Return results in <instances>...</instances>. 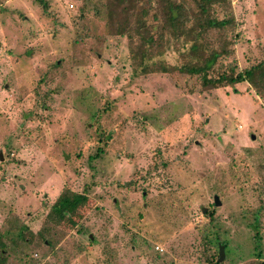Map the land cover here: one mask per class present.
<instances>
[{"label": "rangeland", "instance_id": "obj_1", "mask_svg": "<svg viewBox=\"0 0 264 264\" xmlns=\"http://www.w3.org/2000/svg\"><path fill=\"white\" fill-rule=\"evenodd\" d=\"M172 1L174 35L140 9L147 41L140 2L0 0L2 264H264V97L181 71L223 40L208 77L264 63V0L214 7L233 26L193 55L195 6Z\"/></svg>", "mask_w": 264, "mask_h": 264}, {"label": "trees", "instance_id": "obj_2", "mask_svg": "<svg viewBox=\"0 0 264 264\" xmlns=\"http://www.w3.org/2000/svg\"><path fill=\"white\" fill-rule=\"evenodd\" d=\"M123 5L122 8L129 6L135 7L138 2L141 3L140 8L137 7L139 13L133 16V20L135 23V30H138L146 35L147 41L151 39V35L149 30L142 28L140 26V21L143 19V11L142 9L148 0H118ZM165 9L164 15V24L170 27V33L174 35V32L179 31V28L182 27L183 23L181 20L183 6L178 3H175L172 0H159ZM195 6V12L193 13V17L191 19L192 25L191 28L188 29L191 32L196 30L194 38L192 40L191 45L189 46L190 53L196 54L199 53V46L197 43V39H200L201 36L209 30L216 31H226L227 28L233 26V19L231 16H227L221 19L215 17L212 13V10L216 6H223L227 4V0H192ZM222 45L215 50H211L208 55L204 57H200L197 55L199 61L192 65H187L181 68V71L188 75H200V81L203 86L210 87H220V86H228L233 87L235 84L246 83L255 95L260 97H264V63L259 62L253 66H250L241 72L233 73L230 70L227 73L220 74L213 77H208L207 72L211 69L215 60L221 56H225L229 53L227 50V44L229 42H225L224 40L221 42ZM201 55V54H200ZM102 134L97 135L100 137ZM100 152L99 149L96 150L95 154L97 155ZM86 202V198L84 195L74 194L72 198H68L67 196H63L58 200L54 206H51V210L54 213H57L60 216V219L54 220L56 223L65 222L68 223L70 221L71 214L79 207L84 206ZM208 243H212V240H209ZM218 246L217 241L214 240L213 245ZM221 246L225 249V244L221 242ZM3 243L0 239V264L3 263L4 257L3 253ZM218 257V255H217Z\"/></svg>", "mask_w": 264, "mask_h": 264}, {"label": "water", "instance_id": "obj_3", "mask_svg": "<svg viewBox=\"0 0 264 264\" xmlns=\"http://www.w3.org/2000/svg\"><path fill=\"white\" fill-rule=\"evenodd\" d=\"M250 139H253V136H250ZM1 160V157H0ZM215 205H218L217 201H214ZM205 210H202V213H204ZM218 247V258H217V262H220L221 259L223 258V247L221 245L217 246Z\"/></svg>", "mask_w": 264, "mask_h": 264}]
</instances>
